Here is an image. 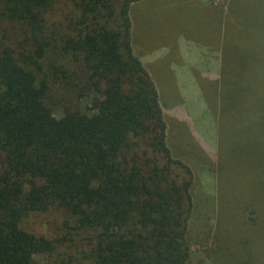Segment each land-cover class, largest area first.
Listing matches in <instances>:
<instances>
[{
    "label": "trees",
    "instance_id": "obj_1",
    "mask_svg": "<svg viewBox=\"0 0 264 264\" xmlns=\"http://www.w3.org/2000/svg\"><path fill=\"white\" fill-rule=\"evenodd\" d=\"M137 1L0 0V264L57 251L21 226L52 210L82 264H189L194 179L132 49Z\"/></svg>",
    "mask_w": 264,
    "mask_h": 264
},
{
    "label": "rangeland",
    "instance_id": "obj_2",
    "mask_svg": "<svg viewBox=\"0 0 264 264\" xmlns=\"http://www.w3.org/2000/svg\"><path fill=\"white\" fill-rule=\"evenodd\" d=\"M135 20L131 43L162 64L145 69L167 143L194 179L189 264H264V0H142ZM181 38L191 56L170 68L166 57ZM71 105L84 106L75 97ZM52 109L61 116L59 103ZM65 220L52 210L22 222L29 232L64 239L53 255H36L38 264H82L85 236L68 242Z\"/></svg>",
    "mask_w": 264,
    "mask_h": 264
},
{
    "label": "crops",
    "instance_id": "obj_3",
    "mask_svg": "<svg viewBox=\"0 0 264 264\" xmlns=\"http://www.w3.org/2000/svg\"><path fill=\"white\" fill-rule=\"evenodd\" d=\"M142 0H139L135 3H133L130 7V16H131V10L133 12V16H132V21H131V28H133V31L135 32V17L137 18L138 15V3H140ZM134 37V36H133ZM185 46L182 44V38L180 39V45L176 46V50H172L168 53L166 60H170L171 63L170 68H174L175 67H181V64L187 62L186 59H189V56H191V54H187L186 52H182V48H184ZM174 48V47H173ZM132 49L134 54L140 59V61H144L142 62L143 66L146 67L145 65L147 64L149 67H160L162 66L161 62H159V59L157 57L153 58V54L152 53H148L147 50L143 51V46L141 44L138 43V50L135 48L134 43H133V38H132ZM183 53V54H181ZM146 55V57H145ZM195 59L200 60V56H198L197 54H195V56H193ZM142 59V60H141ZM152 61V62H149ZM146 63V64H145ZM196 64L197 67H200V64L194 62ZM217 65L214 64V68H216Z\"/></svg>",
    "mask_w": 264,
    "mask_h": 264
}]
</instances>
